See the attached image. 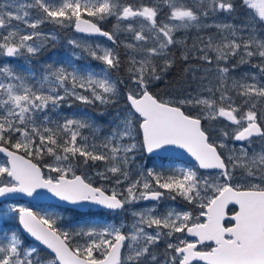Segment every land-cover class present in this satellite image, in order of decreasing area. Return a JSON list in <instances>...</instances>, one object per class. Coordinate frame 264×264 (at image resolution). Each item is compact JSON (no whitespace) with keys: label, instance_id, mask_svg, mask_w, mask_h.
Masks as SVG:
<instances>
[{"label":"snow or ice","instance_id":"1","mask_svg":"<svg viewBox=\"0 0 264 264\" xmlns=\"http://www.w3.org/2000/svg\"><path fill=\"white\" fill-rule=\"evenodd\" d=\"M217 14L228 22L206 23ZM108 18L116 20L112 31L101 27ZM45 24L103 36L113 46L71 40L74 49L100 62L98 69L65 58L36 70L32 57L56 39L42 30ZM192 29L197 35L189 44ZM210 29L215 32L207 34ZM121 46L128 53L127 108L113 117L110 134L96 142L94 135L83 134L99 131L93 114L65 115L64 108L76 101H116L123 82L113 72L121 65ZM176 48L182 49V61L198 63L184 69L191 80L181 95L159 98L150 89L176 63ZM0 57L24 58L27 65L18 70L0 64V153L7 156L0 163V197L46 189L73 205L91 202L116 211L137 200L179 196L198 210V215L174 208L160 214L154 206L134 212L136 222L126 231L123 224L61 228L52 214L11 205L22 230L37 243L26 244L19 231H5L0 221V264H264V0H4ZM243 66L250 70L234 76ZM220 119L230 122L229 130L213 128ZM229 138L242 143L229 148L224 142ZM253 143L260 150L250 153ZM171 146L215 174L149 168L130 175L136 152L159 153ZM45 156L52 163L33 162ZM96 161L105 164L96 175L109 182L115 178L116 186L126 182L124 192L93 186L76 174ZM229 205L238 210L229 215Z\"/></svg>","mask_w":264,"mask_h":264},{"label":"rangeland","instance_id":"2","mask_svg":"<svg viewBox=\"0 0 264 264\" xmlns=\"http://www.w3.org/2000/svg\"><path fill=\"white\" fill-rule=\"evenodd\" d=\"M0 2H4V0H0ZM17 2L18 3L19 2H25V0H17ZM214 21L216 23L228 22V17L226 15L217 14L215 17L210 16L206 20V23L211 24ZM232 22L239 23V20H235ZM14 23H19V22L14 21ZM41 28L45 32H54L56 35V39L54 41L55 42L60 41V38H59L58 32H57V25L45 24V25H42ZM63 30H64L65 35H66V38L64 39V43H63L64 50L62 51L59 46H57L55 49H52L47 55H45V58L43 60H41L38 64L34 65V63H32V67L34 69L39 70L40 67L44 64L62 63L65 58L73 59V61L75 63H77L79 66L83 67L85 65H90L92 68L98 69V66L100 65L99 61L93 60L90 56H88V53L86 51L81 52L80 49H74L73 46L70 45L69 41L78 40L81 42H86L87 44H91L92 46H96V45H100L101 47H112L113 46L112 42L108 41L107 38H89V37H84V36L78 35L73 30V27L63 28ZM121 35H124L123 40L126 39L128 42H131L130 37H128L127 34H121ZM48 43L46 46L49 45ZM74 52L76 54L75 56H73ZM77 57H78V59H77ZM126 59H128V57ZM194 62H195V60L193 61V64H194ZM255 62L256 61L254 60L253 63H255ZM2 63H9L12 66H14L15 68H17L18 70L27 67V65L25 64L24 58L0 57V64H2ZM182 63L184 65V67L188 66L187 62L182 61ZM122 65L123 64L121 61L120 67ZM128 66H129L128 64L127 65L125 64V71H127ZM249 70L250 69L248 66H243L238 71L234 72L233 75L239 76L240 72H245V71H249ZM127 75H128V72H127ZM113 76H114V78H117L118 80L123 82L119 86L120 95H119L118 99H116V101H118L119 99L124 100L126 98L124 94L127 91V86L129 85V79L126 80V78L123 76L121 68L115 70L113 72ZM154 83H156V81L153 82V84ZM172 96L166 97L164 99H169ZM88 106L89 105H84L81 102L76 101L73 103V107L70 110L67 109L65 106L64 114L65 115H71L73 112H77L78 110H83L85 112H88L87 111ZM53 118H55V113H53ZM203 123L206 124L207 122H203ZM94 126L99 129L98 132L93 133L90 130L85 129L83 131V134L85 136H89L90 139L94 135L96 137V142H99L100 140L103 139L104 136L110 134L111 130H106L103 125L94 122ZM212 126H213V128H217V129L224 128L225 130H229L230 122H227L223 119H220L218 121H213ZM216 138L219 139L218 136ZM125 142H127V141H125ZM224 142L228 144L229 148H231L234 144V143H232L233 141H231L230 138L225 140ZM235 146L238 148L240 145L235 144ZM256 150L259 151L260 149H256ZM251 151H252V149L249 148L250 153H251ZM224 153L228 154L227 150H224ZM134 155H135V159L132 162H130V164L128 166L129 170H130V175L133 178H135L136 172L138 170H147L149 168L155 169L156 171H163V172L169 173V174L177 171L180 168H194L197 170V172L200 176H204L203 172L200 171V169H198L196 163H194L192 161H189V162L188 161H179V160H175V159L170 158V157L165 158V157H161V156H147L144 150H139ZM52 161H53V159H52ZM52 161H50L49 163H46V164H50V163H52ZM6 162H7V159L3 155H0V163H6ZM78 163H79V161H78ZM104 168H105V164L102 161H96L94 163L89 162L88 166L78 167L76 174H81V175L85 176L87 181H89L90 179L97 180L98 181L97 186H104L108 189L115 187L117 189V191L124 192V190L127 187L126 182L120 186H116L115 185V178H113L112 181L109 182V181H105V180L101 179L100 177H98L96 175L97 172L103 171ZM44 171H45V175L49 174L47 169H45ZM51 174L55 175V173H51ZM11 205H16L17 207L23 206V207L31 208L32 210H34L35 212H37L41 215L52 214L53 218H56L58 221L57 226L61 227V228H80V227L87 228V227H92V226L102 227V226H105L108 224H114L117 227H119L121 224H123L126 231H131V225L133 223H135L136 219H137V217H135L133 215V213L139 212L142 210H147V209L152 208L154 206L156 207L157 212H159L160 214L165 213L170 208H174L178 211H193L194 215H198V210L192 208L183 198H181L179 196H177L175 200H172V199L166 197L159 202H156V201L145 202L144 200H137V201L132 202L131 204L126 205V208L121 212L111 213L112 215H109V216H107V214H104L99 218L94 217V218H90V219H81V220L73 219L69 215V213L64 212L63 208H59V207L54 206V205H35V204H31V203H28V202L22 201V200H16V201L8 200V201H4V202L0 203V221L4 222L3 227H4L5 231L10 229L9 228L10 226H8V224H6V222H9L10 217L12 215H18L17 213L11 212L9 210ZM5 213H6V215H5ZM13 231H15V230H13ZM188 239L194 240L195 238L188 237ZM26 244L31 245V244H33V242L29 241V242H26ZM207 246H211V245L207 244ZM163 248H164V243L161 242L159 250L163 251ZM195 264H203V263L197 262Z\"/></svg>","mask_w":264,"mask_h":264},{"label":"trees","instance_id":"3","mask_svg":"<svg viewBox=\"0 0 264 264\" xmlns=\"http://www.w3.org/2000/svg\"><path fill=\"white\" fill-rule=\"evenodd\" d=\"M127 2L139 3V2H147V0H127ZM164 11L166 12L167 8L164 9ZM115 24H116L115 18H108L101 23V26L105 28L107 31H112L113 26ZM57 32L60 41L55 42L50 40L48 46L44 47L43 50L37 56L32 57V63H34V65L38 64L41 60H43L45 58V55H47L52 49H55L57 46H59L62 51L64 50L63 43H64V39L66 38L65 32L63 28L59 26H57ZM212 32H215V29L207 30V34H211ZM204 34H205L204 32H201V35ZM179 35H184V33H178V36ZM196 35H197V30L195 29L189 30V32L187 33V36L189 37L188 40L189 44L192 43V40L193 38H195ZM123 37L124 35H121L120 39L123 40ZM118 51L120 53L121 61L123 64L121 67H119V69L121 68L123 76L126 78V80H128L129 75H127V71H125V64L126 65L128 64L126 59L128 57V53L122 46L118 49ZM172 51L177 58L176 63L167 71V73H165L162 76L160 80H157L156 83H154L152 85V88L150 89L151 91H153V93H158L159 98H163V99L172 95L173 96L181 95L183 93V90L186 88L185 81L191 80L190 75L186 76L184 73V69L186 67H184L182 60L180 59V54L182 49L176 48L173 49ZM194 60H195L194 64H197L198 61L194 58L188 61L187 64L188 65L189 63L193 64ZM159 63L160 62L157 61L158 65ZM126 108H127V100L125 98L124 100L119 99L118 101H115L114 103L109 105H101L99 104V102H97L95 105H89L87 111L93 114V120L95 123L103 125L106 130H111L112 127H114L112 123L113 117L116 115L117 112L123 113L126 110ZM52 159L53 158L50 156H45L43 159H35L34 161H36L41 166H43L44 164L52 161ZM89 181L94 185H98V181L95 179H90ZM63 210L65 213H69V215L73 219H79V220L90 219L94 217L99 218L105 214V212L102 213V211L82 213L72 209H63ZM6 224L10 226L9 228L11 230L19 231L17 224V215H12L10 217L9 222H6ZM21 236L26 242H28L22 234Z\"/></svg>","mask_w":264,"mask_h":264},{"label":"water","instance_id":"4","mask_svg":"<svg viewBox=\"0 0 264 264\" xmlns=\"http://www.w3.org/2000/svg\"><path fill=\"white\" fill-rule=\"evenodd\" d=\"M76 33L80 34L82 36H86V37H103V36H99V35L83 34V33L77 32V31H76ZM145 153L148 156H161V157L170 156V157H173V158L178 159V160L192 161V162H195L197 164L195 159L189 153H187L186 150L176 148L175 146H171L169 148V150L162 151L159 153H148L146 150H145ZM0 154L3 155L7 159V156L5 153H0ZM33 162L37 163L34 160H33ZM201 170H207V169H201ZM208 171H216V170H208ZM77 175H81V174H77ZM93 186H95V185H93ZM6 200H23V201H26L28 203H33L36 205L52 204V205H55L58 207L75 209V210H78L80 212H86L90 209L91 210L113 211V210H109L107 208H104L103 206L92 204L91 202H82L81 204L73 205V204H70L69 202L62 201L59 198L53 196L46 189H38L37 192L33 193V195H31V196L27 195L26 193H12V194H9L8 196L0 197V202L6 201ZM145 201H149V200H145ZM116 211H121V210H116ZM18 226H19L21 233L24 235V237L27 240H29L33 243H37V242H35L34 238L30 236V234H28V233H26V231L22 230V226L19 225V221H18ZM207 243H212V242H207ZM199 262H202L205 264V262H203V261H199Z\"/></svg>","mask_w":264,"mask_h":264},{"label":"flooded vegetation","instance_id":"5","mask_svg":"<svg viewBox=\"0 0 264 264\" xmlns=\"http://www.w3.org/2000/svg\"><path fill=\"white\" fill-rule=\"evenodd\" d=\"M232 143L237 144V145H240L242 142H235V141H233ZM249 148L250 149H253V148L259 149L258 143H253ZM223 154H225V153H223ZM202 172H203L204 176H209V175L215 174L216 171H206V170H202ZM239 174L240 173L238 172L237 175H239ZM235 210H238V206H236V205H229V215H231L232 212L235 211ZM105 214H107V216L112 215L110 212L109 213H105ZM208 245L213 246V244H208Z\"/></svg>","mask_w":264,"mask_h":264}]
</instances>
